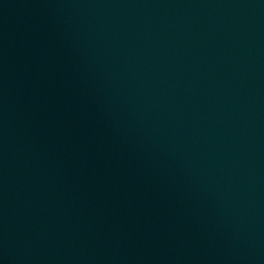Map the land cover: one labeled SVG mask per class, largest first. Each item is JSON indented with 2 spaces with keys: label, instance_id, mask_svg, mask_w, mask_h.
I'll return each instance as SVG.
<instances>
[{
  "label": "water",
  "instance_id": "water-1",
  "mask_svg": "<svg viewBox=\"0 0 264 264\" xmlns=\"http://www.w3.org/2000/svg\"><path fill=\"white\" fill-rule=\"evenodd\" d=\"M0 264H264V0H0Z\"/></svg>",
  "mask_w": 264,
  "mask_h": 264
}]
</instances>
